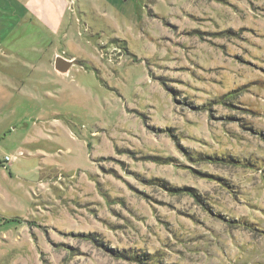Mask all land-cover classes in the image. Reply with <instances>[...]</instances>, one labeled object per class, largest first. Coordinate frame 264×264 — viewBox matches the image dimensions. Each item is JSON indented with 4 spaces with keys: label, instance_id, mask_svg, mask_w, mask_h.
Instances as JSON below:
<instances>
[{
    "label": "rangeland",
    "instance_id": "374dc122",
    "mask_svg": "<svg viewBox=\"0 0 264 264\" xmlns=\"http://www.w3.org/2000/svg\"><path fill=\"white\" fill-rule=\"evenodd\" d=\"M0 264H264V0H0Z\"/></svg>",
    "mask_w": 264,
    "mask_h": 264
},
{
    "label": "water",
    "instance_id": "95a60500",
    "mask_svg": "<svg viewBox=\"0 0 264 264\" xmlns=\"http://www.w3.org/2000/svg\"><path fill=\"white\" fill-rule=\"evenodd\" d=\"M78 62L76 61H67L63 58H57L56 60V64H55V67H56V70H58L59 72H67L69 70V68L73 65V64H77Z\"/></svg>",
    "mask_w": 264,
    "mask_h": 264
},
{
    "label": "built area",
    "instance_id": "2783aa9c",
    "mask_svg": "<svg viewBox=\"0 0 264 264\" xmlns=\"http://www.w3.org/2000/svg\"><path fill=\"white\" fill-rule=\"evenodd\" d=\"M7 161H9V158H7Z\"/></svg>",
    "mask_w": 264,
    "mask_h": 264
}]
</instances>
